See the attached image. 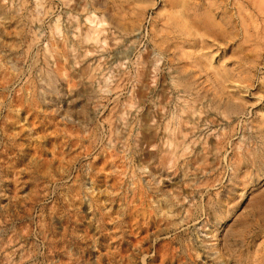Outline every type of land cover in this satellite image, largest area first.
<instances>
[{"label":"rangeland","instance_id":"rangeland-1","mask_svg":"<svg viewBox=\"0 0 264 264\" xmlns=\"http://www.w3.org/2000/svg\"><path fill=\"white\" fill-rule=\"evenodd\" d=\"M0 264H264V0H0Z\"/></svg>","mask_w":264,"mask_h":264}]
</instances>
